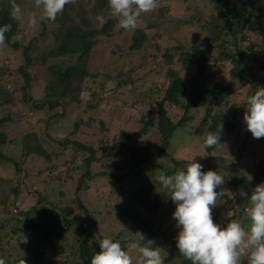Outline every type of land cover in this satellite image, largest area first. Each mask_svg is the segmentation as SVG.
Instances as JSON below:
<instances>
[{
    "label": "trees",
    "instance_id": "1",
    "mask_svg": "<svg viewBox=\"0 0 264 264\" xmlns=\"http://www.w3.org/2000/svg\"><path fill=\"white\" fill-rule=\"evenodd\" d=\"M22 1L24 0H15V3L20 6ZM76 1L74 0L73 3L66 5L64 11L55 20L58 23V33L55 38L59 44L54 50L48 52L50 57H60L74 53H78L79 57L83 56L99 42L100 37H112L116 27L124 30L119 26V18L112 16L108 0H85L84 9H76L75 12H72L74 10L73 4ZM208 1L212 4V9L204 24L211 31L209 39L215 42L225 40V49L221 54L224 59L230 61L231 67L228 74L231 78L249 85V92L247 93V97H249L254 94L256 82L261 78L256 75L254 70L250 69L248 63L244 65L242 61L249 60L251 57L252 62L257 64L258 69L264 72V0ZM11 11V0H0V26L5 24L12 26L11 31L6 34L8 37L6 47L19 49L21 47L20 42L12 40L13 36L18 35V21L11 18ZM90 13L91 17H88ZM42 24H44V21H42ZM148 26L152 27L150 24ZM249 26L255 27L256 35L260 38L258 42L249 40L247 34H255V31H245ZM145 30V27L138 25L135 31H130L129 52L139 50L144 46L147 39ZM238 34L239 37H237ZM230 35L232 39L230 40L231 43H228L226 37ZM32 41L33 39L22 48L23 63L17 67L21 79L6 80L2 77L0 71V79H2L0 82V159L10 162L15 166V171L18 172L22 169L21 163L30 154L36 153L42 156L48 166L46 165L47 167L41 171L40 169L36 171L32 185L41 183L42 188H44L50 183L56 182L59 194L63 198L66 197V193L63 191L64 185L72 181L74 183L73 191L77 199L73 202H68L66 199L63 202H56L46 194L39 192L35 187L34 202L22 211L16 201L18 189L13 187L15 195L11 201L7 204L5 201L0 203V259H3L5 264H22L23 260L26 264L44 263L45 260H47V264H90L92 255L100 251L98 241L105 237L101 233H95L96 218L83 199L78 197V194L79 192H88L93 184H90V182L94 179H96V182H101L105 177H110L114 179L113 183L117 181L119 184H123L122 178L127 173L117 174L109 172L107 169L97 170L96 167L100 166L102 154L96 153L98 149L91 142L87 143L79 136L82 124L88 125V121L83 117L74 121L70 133L56 140L59 144L58 154L50 152L33 130L32 132L26 130L20 133L23 149L20 162L15 157L4 153L2 147L11 142L13 137L16 138V135L11 131L12 124H17V121L27 118L26 122H28V119L31 120L29 126H32L34 125L33 117L36 116L39 119L40 113L44 114V112L53 110L55 112L51 113L52 117L48 121L46 117H42L45 125H49L54 116L63 117L68 103L66 101L63 103L62 99L82 91V87L75 86V83L73 85L71 80L92 75L74 63L64 69L54 64L48 65L46 69L50 77H48L46 85L43 87L42 94L40 96L34 95L33 80L31 79V73L27 70L33 61L32 55L29 53ZM230 44H232V49L228 48ZM114 47L115 49H121L116 44L112 45V48ZM178 54V61L181 62L183 67L195 70L194 77L187 80L180 76L175 68L170 67V63L173 62L170 59L166 69L167 79L162 80V84L159 85L152 83L149 86V91L143 93L147 105L155 108V115L150 114L146 118L144 115L139 116L138 122L140 121L141 126L134 131L120 123L114 128V130H118L121 144L126 147L128 137H140L147 133L149 127H154L160 136V141L155 149H147L144 145H141L138 149L127 147L132 162L128 171L141 168L146 163H152L154 165V181H157L156 178L161 172L172 174L181 166L182 162H185L184 166L190 162L187 159L181 161L178 158L171 157L174 163L172 171L168 168L162 170V167L156 164L159 159L170 155L171 139L175 138L178 132L188 131L189 122L193 121L195 113L201 116L194 127L197 134H202L204 131L206 133L218 131L217 126L222 125L220 144L225 140V135L233 130V118L238 114L245 113L241 105L235 104L230 105L231 111L229 112L222 110L228 96L232 95L233 87L229 82L219 79H213L209 83L214 66L209 64L210 56L203 50L200 43L191 45L189 50H179ZM168 56L171 57L170 54ZM219 61L216 60V62ZM142 69L137 67L138 72H141ZM137 70L135 67L128 69L124 77L116 82L115 87H112L113 90L124 85L136 84L139 80ZM94 76L92 75V77ZM261 87H264V85ZM75 99L77 100V97ZM15 105L16 108L12 109ZM88 106L95 107L91 103ZM57 107L61 109L60 112H56L57 109L55 108ZM175 109L182 111L177 119L173 118L175 114H171V116L169 112V110L175 111ZM29 113L31 115L26 117ZM104 119L108 120L107 116L105 118L101 117L100 123L103 124ZM111 130L109 127L103 130L100 133L101 139ZM218 146L204 148L207 153L206 157L204 159H198V157L194 159V162L203 165L202 171H216L218 162L224 158L212 153ZM107 166L110 165L107 164ZM114 166L119 168L116 164ZM44 172L45 174L42 176L41 174ZM226 184H229L234 193L235 199L232 207L239 217L244 206L248 204L250 196H241L240 193L243 191L238 189L247 188L248 180L242 175L234 176L226 181ZM113 187L116 196V193H119L120 190L115 184ZM152 187H154L153 184L150 185V188ZM156 195L158 197L159 195L163 196L162 192ZM158 197L152 203V209L161 205L162 198ZM221 197H227L228 200H231L225 193ZM131 198L133 197L129 196L127 200L130 201H127L126 204H123L124 207L118 209L120 219L126 224V230L131 231L132 234L143 233L145 240L153 238L156 236V232L146 224L144 219H141L138 207L135 202H131ZM138 200L141 201L140 198ZM237 205L239 209H236ZM12 207H18L20 210L13 213ZM244 217H246V213ZM244 217L241 220L248 224L249 222ZM170 224L172 225V223ZM172 227L175 228V225H172ZM134 239L133 236L132 240ZM74 241L76 243H73ZM60 255L62 257H59ZM174 256L180 259L176 264H191L178 251L175 254H167L165 262L170 261ZM242 264H248L246 257L242 260Z\"/></svg>",
    "mask_w": 264,
    "mask_h": 264
},
{
    "label": "rangeland",
    "instance_id": "2",
    "mask_svg": "<svg viewBox=\"0 0 264 264\" xmlns=\"http://www.w3.org/2000/svg\"><path fill=\"white\" fill-rule=\"evenodd\" d=\"M159 5L157 10L142 15L139 20L138 25L145 27L147 32L145 44L139 50L129 52L130 31L116 27L112 37H100L99 42L92 46L87 54L83 56L79 57L78 53H74L60 57H50L48 52L54 50L59 44L55 38L58 33V23L45 20L44 24H42V20H40L41 13L35 7V0L22 1L20 7L24 15L23 19L18 21V35L21 36L19 40L21 47L19 49L0 48V71L2 72V77L6 80L21 79L17 67L23 63L22 48L29 44L31 39L33 41L29 47V53L32 55L33 61L27 70L31 73V79L33 80L34 95L40 96L43 92V87L46 85L48 77H50L46 69L48 65L54 64L64 69L74 63L78 67L85 69L88 74L95 76L88 75L71 80L73 85L75 83V86L82 87V91L62 99L63 103L64 101L68 103L65 108L66 113L63 117L54 116L49 125L44 124L42 121L44 118L42 117H46L48 121L55 110L44 112V114L39 112V119L36 116L33 117L34 125L32 126H29L31 120L28 119V122H26L27 118L24 119V115H22L23 119L17 121V124H12L13 127H11V131L16 135V138L13 137L11 142L2 147V150L6 155L13 156L20 162L23 150L20 133L26 130L32 132L33 130L50 152L58 154L59 144L56 140L70 133L74 121L83 117L88 121V125L82 124L79 136L87 143L91 142L98 149L96 153L102 154L100 166L96 167L97 170L107 169L112 173H127L122 178L123 184H119L117 181L113 183V178L105 177L101 182H96V179L91 181L90 184H93L88 192H79L78 197L83 199L96 218L95 233H101L105 238H115L122 243L125 249H129L133 241V235L131 231L126 230V224L120 219L118 209L124 207L125 205L123 204H126L127 199L131 196L133 197L131 202H135L138 207L141 219H144L146 224L156 232V236L145 240V242L151 240L153 241V247H160L167 254H175L178 251L175 238L179 229L172 214L176 206L168 192L162 188L158 181H154V165L146 163L141 168L128 171L132 162L130 161L127 147L138 149L141 145H144L147 149L152 150L157 147L160 136L154 127H149L147 133L140 137H128L127 145L124 147L121 144L118 130H114V128L120 123L134 131L141 126L140 121L138 122L139 116L144 115L146 118L150 114L155 115V108L147 105L146 99L143 98V93L145 94L149 91V86L152 83L159 85L162 84V80L167 79L166 69L170 59L173 61L170 63V67L175 68L180 76L187 80H191L194 77L195 70L183 67L181 62L178 61V53L179 50L191 49V45L195 43L202 45L203 50L210 56L209 64L214 66L209 83L213 79H219L229 82L233 87L232 95L228 96L227 101L222 106V110L229 112L231 111L230 105L235 104L241 105L242 110L246 111L249 85L229 76L230 61L224 59L221 54L225 49V40L215 42L209 39L211 31L204 24L212 9V4L208 0H159ZM73 7L74 10L72 12H75L76 9H84L85 0H77ZM32 13L37 16L35 26L28 23V16ZM88 17H91V13ZM149 24L152 27L148 26ZM245 31L254 32L255 27L249 26ZM247 36L250 41L258 42L260 40L258 35H256V31L255 34L248 33ZM237 37H239V34ZM231 39V35L226 37L228 43H231ZM115 44L121 49L112 48V45ZM228 48L232 49V44ZM216 60L220 61L216 62ZM242 62L244 65L248 63L250 69L254 70L256 75L261 78V80L256 82L254 89L263 86L264 72L258 69L257 64L252 62L251 57L249 60ZM132 67H135L136 70L137 67L141 69L143 67L141 72L137 70L139 80L136 84L124 85L113 90L112 87H115L116 82L122 79L127 70ZM1 81L2 79H0ZM75 97H77V100ZM89 103L95 107H89ZM16 105L12 109H15ZM55 109H57L56 112L61 111L59 107ZM169 112L170 115L175 114V117L173 116L174 119L179 118L182 113L181 110L176 109L175 111L169 110ZM30 115L31 113L26 115V117ZM104 115L107 116L108 120L104 119L102 124L99 120L101 117L105 118ZM243 116L244 113H241L233 118V130L225 135V140L212 152L224 157L222 161L218 162L216 171L225 177V183L217 191H223L231 199L228 200L227 197H221L216 207L212 209L213 220L221 227L226 226L231 220H238L245 227L248 225L242 220L247 211L246 208L250 205L246 204L242 209V214L238 217L232 207L234 199L231 196L234 193L230 189L229 184H226V181H229L234 176H245L248 180V186L238 190L249 196H251L253 189L257 185L264 183V138L256 139L252 137L246 128ZM200 117L195 113L193 121L189 122L188 131L178 132L175 138L171 139L170 155L167 154L168 156H164L156 162L158 166L162 167V170L168 168L172 171L174 163L171 157L178 158L181 161L186 159L189 161L193 155H196L194 159L196 157L198 159L206 157L207 153L203 147V140L206 137L205 134L208 133L204 131L202 134H197L194 130ZM108 127L112 130L109 133L107 132L104 138L101 139L100 133ZM107 164L110 166L106 167ZM114 164L118 165L119 168H116ZM184 164L185 162H182L177 170L184 168ZM46 165L48 166L42 156L32 153L23 160L21 163L22 169L17 172L14 165L0 159V203L5 201L7 204L11 201L15 195L13 187L18 189L16 201L22 211L26 210V207H30V204L34 202L35 187L53 201L63 202L65 199L68 202L76 201L77 196L74 194V183L72 181L64 185L63 191L66 193V197L64 196L63 198L59 194L56 182L50 183L44 188H42L41 183L32 185L36 171L46 168ZM44 174L45 172L41 175L43 176ZM114 184L120 190L119 193H116V196ZM151 184L154 187L150 188ZM159 192H162L163 195H159L162 198L161 205L152 209L151 205L158 197L156 194ZM139 198L141 201L138 200ZM18 210L20 208L12 207L13 213ZM169 222L173 226L175 225V228ZM73 243L76 242L74 241ZM133 256L135 257V252H133ZM59 257L62 256L60 255ZM71 259L73 260L72 257ZM179 260L178 257L174 256L165 264H176ZM39 264H47V260Z\"/></svg>",
    "mask_w": 264,
    "mask_h": 264
},
{
    "label": "clouds",
    "instance_id": "3",
    "mask_svg": "<svg viewBox=\"0 0 264 264\" xmlns=\"http://www.w3.org/2000/svg\"><path fill=\"white\" fill-rule=\"evenodd\" d=\"M73 2L35 0V7L40 10V20L54 22L65 6ZM108 6L112 16L119 18L121 28L135 31L142 15L154 12L160 5L159 0H108ZM11 7V18L22 20L23 10L15 0H11ZM28 23L36 25L35 13L28 16ZM11 27L10 24L0 26V48L7 46L6 34ZM20 39V35L12 37L13 41ZM246 104L243 120L247 130L253 138H264V87L256 88ZM217 128L218 131H210L206 135L205 149L221 145L222 125ZM194 156L184 168L173 174L161 172L156 178L176 206L172 215L179 229L175 238L179 254L191 264H242L245 256L248 264H264V183L257 185L248 199L247 227L238 220H231L221 227L214 222L212 209L224 193L217 189L225 183V177L217 171H202L203 165L194 162ZM240 195L246 194L241 192ZM231 198L235 199L234 194ZM236 209H239L238 205ZM132 235L135 239L129 249H125L119 240L102 238L100 251L92 255L90 264H165L166 251L153 247L151 240L145 242L143 233ZM0 264H5V261L0 259ZM22 264L26 262L23 260Z\"/></svg>",
    "mask_w": 264,
    "mask_h": 264
}]
</instances>
